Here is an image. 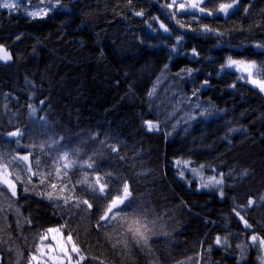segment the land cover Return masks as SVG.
I'll use <instances>...</instances> for the list:
<instances>
[{"label": "trees", "instance_id": "obj_1", "mask_svg": "<svg viewBox=\"0 0 264 264\" xmlns=\"http://www.w3.org/2000/svg\"><path fill=\"white\" fill-rule=\"evenodd\" d=\"M188 1L0 7L12 57L0 61V165L16 187L0 184V264H29L49 228L71 232L81 264H261L264 92L221 66L254 61L264 80V0L227 15L216 10L233 0L178 10ZM178 160L222 175V192L198 189ZM125 182L131 197L100 220Z\"/></svg>", "mask_w": 264, "mask_h": 264}, {"label": "snow or ice", "instance_id": "obj_2", "mask_svg": "<svg viewBox=\"0 0 264 264\" xmlns=\"http://www.w3.org/2000/svg\"><path fill=\"white\" fill-rule=\"evenodd\" d=\"M204 0H199V2H196V0H193L192 3H190L189 5H187L188 8L191 9H197L198 11L204 13L206 12V9L200 7V3H203ZM236 0H233V3H221L218 7V9L216 10L217 12L220 13H224L225 15H227L228 10L230 8H232L235 4ZM176 4V0H172V3L168 4L167 7L168 8H172L173 5ZM0 7L5 8V9H15L16 8V4L8 2V0H5V2L0 3ZM186 5L185 4H179L178 5V10L180 9H185ZM46 14V13H45ZM143 13H137V15H142ZM176 13L173 12L172 15L174 16ZM208 15H211V12H207ZM29 15L36 17L41 15V13L39 12H31L29 13ZM177 24H180V21H177ZM183 26V25H181ZM161 27L164 28L165 31H168L167 27H165L163 24H161ZM205 30H209L207 29V27L205 26ZM179 37H177V41L179 42ZM257 47H264V45H257ZM193 54H196L195 49H193ZM11 55L10 53L3 47V45H0V61H8L11 60ZM232 68L235 67L237 68L239 71H241L242 73H247L248 76L244 77L241 76L242 79H248L250 83H252L253 85L257 86L260 88V90L262 92H264V80H258V79H251L252 74H253V70L256 71V74L259 75L260 74V69L257 67L256 63L254 61L252 62H244V61H237V60H233L231 57L228 58L226 64L222 65L221 68ZM189 73L191 72V70H188ZM149 95H151V93H149ZM149 130H152L153 128L157 127V125H154L151 121L146 122ZM21 135V133L19 131L16 132H12L9 133V136H19ZM113 151H116L115 148L112 149ZM13 159H19L21 161H27L29 159L28 156H23V157H13ZM62 159L65 161V168L70 167L71 164L69 162H67V153H65L64 157H62ZM187 163V162H185ZM0 167H2L4 169L3 173L0 174V184H4L7 185L8 188L11 189V194L13 196L16 195V191H15V182L10 180L8 178L9 173L7 171V165H0ZM88 167L91 168L93 167L92 164H88ZM195 171V170H193ZM181 176H183V173H180ZM100 177H97L95 182L92 185H89V187L91 188L93 193H104L105 192V185L100 183ZM16 180H19V177H16ZM222 181H216V183H221ZM96 185H99V187L97 188ZM205 187H207V185H205ZM27 189H25L26 191ZM132 193L129 189V185L125 182L123 184L122 190H121V195L116 196L115 198H111V202L107 205L106 210L103 212V214L100 216V220H106L109 219V214L111 213V219H115L116 217V212H114V209H118L120 207V205L125 204V201L129 200V198L131 197ZM222 195V193H221ZM49 196H51V194H49ZM67 203V201H65ZM83 203L87 206V209H91L92 205L87 201V200H82V201H78L77 203V207H79V204ZM252 204V201H249V205ZM237 215H239V213H237ZM241 219H243V217H241ZM28 223H31V221H28ZM97 226H99V222L97 223ZM245 226L246 227H250V225L247 224V222L245 221ZM66 226L61 225V228H65ZM60 231V229H52L49 228L46 230V233L44 235H41L40 239L43 241L45 239H47V233H52V232H58ZM53 239H55V237H53ZM251 239L255 242L257 241L259 238L257 236H252ZM59 243V247H60V251L63 253V257L67 258L69 264H72V254H75L78 259L76 260L75 264H81V261H83L85 259V257L83 255H81V250L78 247V245L73 241V237L71 232H69L67 238H66V242L61 241L58 242ZM216 243L219 244L221 243L220 238L217 237L216 239ZM261 244H264V240H260ZM68 245H70V249L68 247ZM49 247H51L49 245ZM37 251H42V249L38 248ZM37 257H33V259H36ZM53 259H56L55 257H53Z\"/></svg>", "mask_w": 264, "mask_h": 264}, {"label": "rangeland", "instance_id": "obj_3", "mask_svg": "<svg viewBox=\"0 0 264 264\" xmlns=\"http://www.w3.org/2000/svg\"><path fill=\"white\" fill-rule=\"evenodd\" d=\"M18 0H8V2L14 3L16 4ZM199 0H196V2H198ZM5 2V0H0V3ZM193 0H191V2H181L179 4H185L186 8L185 9H180L183 11H188V10H193L191 8H188L187 5H189L190 3H192ZM178 4V5H179ZM27 13H31V11H27ZM41 14H45V13H41ZM237 61H241V60H237ZM246 62V61H244ZM228 68V67H226ZM228 69H232L234 71H236L240 77L244 76L247 77L248 74L247 73H242L241 71H239L237 68L232 67V68H228ZM251 79H258L256 77V73L255 70H253V74ZM245 81H247L250 85L257 87L255 85H253L252 83L249 82L248 79H244ZM259 80V79H258ZM259 88V87H257ZM187 162V163H185ZM176 166L177 168H180L181 172L184 175H191V178L196 180L198 185L197 188L200 190H209V189H219L222 192V187H223V180H222V175H212L209 176L207 174H205V172L202 170V168L200 166H196L194 165L191 161H182V160H178L176 162ZM195 170V171H193ZM4 171V169L2 167H0V174H2ZM8 178L10 180H12L10 178V176H8ZM216 181H222L221 183H216ZM4 185V184H3ZM205 185H207V187H205ZM7 187V189L10 191L11 193V189L8 188L7 185H5ZM15 191H16V187H15ZM52 229H58V228H52ZM53 237H55V239H53ZM66 238L67 236L64 235V233L62 232V230L58 231V232H52V233H47V239L43 240V242L40 244L39 248L42 249V251H39L37 255H34L35 257H37L36 259H33V257L30 260L29 264H69L67 258L63 257V253L60 251V247H59V243L61 241L66 242ZM260 240H258V245L260 248V262L261 264H264V244L260 243ZM49 245L51 247H49ZM69 249H70V245H68ZM53 257H55L56 259H53ZM72 264H74V254H72Z\"/></svg>", "mask_w": 264, "mask_h": 264}]
</instances>
